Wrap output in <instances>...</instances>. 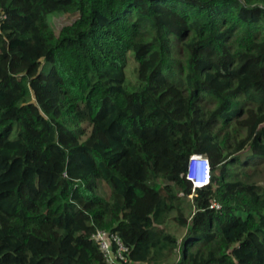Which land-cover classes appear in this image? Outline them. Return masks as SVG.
Listing matches in <instances>:
<instances>
[{"label":"trees","instance_id":"1","mask_svg":"<svg viewBox=\"0 0 264 264\" xmlns=\"http://www.w3.org/2000/svg\"><path fill=\"white\" fill-rule=\"evenodd\" d=\"M72 2L0 0V264H264V0Z\"/></svg>","mask_w":264,"mask_h":264},{"label":"built area","instance_id":"2","mask_svg":"<svg viewBox=\"0 0 264 264\" xmlns=\"http://www.w3.org/2000/svg\"><path fill=\"white\" fill-rule=\"evenodd\" d=\"M185 178L192 186L201 185L210 179V162L202 153H192L186 164ZM214 206L219 207L214 203ZM92 238L98 243L104 261L107 264H124L128 262L129 247L123 243L120 236L113 231L97 229Z\"/></svg>","mask_w":264,"mask_h":264},{"label":"rangeland","instance_id":"3","mask_svg":"<svg viewBox=\"0 0 264 264\" xmlns=\"http://www.w3.org/2000/svg\"><path fill=\"white\" fill-rule=\"evenodd\" d=\"M83 3L84 0H73V2L69 6L64 7L62 11L47 14L46 20L49 23L50 27L53 29V31L55 33H58L61 26L75 19H79ZM134 65L135 63L132 61L130 64V71L128 73V79L131 81H133L132 79L134 76V74L132 73ZM259 166L262 168L263 164L261 163L259 164ZM256 180L258 181V184L264 186V173H262V175ZM168 228L175 234V236L180 241V237L182 236L184 229L180 226H175L172 222L168 224Z\"/></svg>","mask_w":264,"mask_h":264},{"label":"clouds","instance_id":"4","mask_svg":"<svg viewBox=\"0 0 264 264\" xmlns=\"http://www.w3.org/2000/svg\"><path fill=\"white\" fill-rule=\"evenodd\" d=\"M209 182H210V179H209L206 183H204V184H201V185H195V186H192V187H193V188H201V187L207 185Z\"/></svg>","mask_w":264,"mask_h":264}]
</instances>
